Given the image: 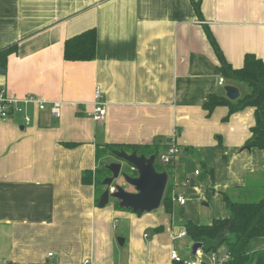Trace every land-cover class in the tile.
<instances>
[{
    "label": "crops",
    "instance_id": "0c3cea01",
    "mask_svg": "<svg viewBox=\"0 0 264 264\" xmlns=\"http://www.w3.org/2000/svg\"><path fill=\"white\" fill-rule=\"evenodd\" d=\"M194 1L199 12L192 0H0V52L14 47L0 56V88L45 101L0 124V264H172L171 252L183 257L172 236L185 222L228 217L223 193L252 201L264 192V153L246 145L254 108L229 115V105H220L208 115L202 106L210 94L224 95L225 84L240 97L250 91L222 75L207 29L233 68L247 53L264 61V0ZM89 29L96 31L95 58L65 60V41ZM96 86L107 104L101 121L91 117ZM53 101L61 102L59 117ZM168 138L179 152L165 169V192L172 186L171 194L184 196L178 186L196 183L201 172L188 166L200 162L209 177L199 185L210 184L209 204L218 208L207 223L185 196L171 212L161 202L138 213L112 198L97 207L98 187L84 184L82 174L99 166L103 145ZM112 156L100 161H119ZM256 238L250 253L264 248Z\"/></svg>",
    "mask_w": 264,
    "mask_h": 264
},
{
    "label": "trees",
    "instance_id": "16d2710c",
    "mask_svg": "<svg viewBox=\"0 0 264 264\" xmlns=\"http://www.w3.org/2000/svg\"><path fill=\"white\" fill-rule=\"evenodd\" d=\"M193 5L199 12V2L194 0ZM208 38L213 45L219 60V69L223 76L230 81H243L250 87L249 93L235 101H231L225 95L212 93L203 103V109L212 113L213 109L220 105H229V115L247 106L254 108L255 124L251 128L252 135L246 145L255 147L264 153V61L256 55L247 53L244 56L243 65L240 68H233L224 58L212 33L207 29ZM14 47L7 48L0 52L1 57H6ZM96 56V31L89 29L81 32L65 41L64 58L67 61H91ZM228 116L225 118L227 119ZM168 138L165 143L157 142L153 145H130V144H105L104 151H97L99 166L92 172L84 171L82 182L84 184L94 183L97 186V198L102 191L100 187L105 175L102 173L107 169L108 162L100 161L103 156L112 155L111 149H124L128 152L138 149L139 153L146 156L154 154L157 158L168 147ZM191 149V148H189ZM189 153L191 151L189 150ZM171 164V163H170ZM165 167L155 168L157 171H165ZM168 170V169H167ZM168 173V172H167ZM210 177L213 178V171L210 170ZM171 187L169 186L162 199V205L167 212L173 210L171 200ZM223 199L228 210V217H219L207 224H198L191 220L185 222L186 234L194 241L203 244L202 250L205 253L220 252L223 247L228 248L227 258L224 264H264V249L250 253L248 245L253 238L264 236V192L256 200L235 201L223 193ZM116 205L118 202L116 200ZM140 213V212H138ZM232 223L229 232L225 228ZM180 264V263H175ZM201 264H212L203 261Z\"/></svg>",
    "mask_w": 264,
    "mask_h": 264
},
{
    "label": "water",
    "instance_id": "95a60500",
    "mask_svg": "<svg viewBox=\"0 0 264 264\" xmlns=\"http://www.w3.org/2000/svg\"><path fill=\"white\" fill-rule=\"evenodd\" d=\"M223 90L225 97L231 101L240 98L239 88L233 84H225ZM111 152L119 161L105 164L110 175L102 181V185L106 188L99 197L97 207L103 208L112 198L117 200L119 208L131 209L134 212H151L159 208L168 181V174L166 171L156 170V156L154 154L146 156L139 153L138 149L130 152L124 149H111ZM118 178L122 179L132 190H127L120 184L114 183ZM110 185H113L114 192H109ZM231 226L232 223L225 228V233L230 231ZM123 241V238H117L120 245L123 244ZM202 246L201 242H194L192 254H195L198 249H202ZM227 254L228 248L223 247L220 255Z\"/></svg>",
    "mask_w": 264,
    "mask_h": 264
},
{
    "label": "built area",
    "instance_id": "2783aa9c",
    "mask_svg": "<svg viewBox=\"0 0 264 264\" xmlns=\"http://www.w3.org/2000/svg\"><path fill=\"white\" fill-rule=\"evenodd\" d=\"M224 83V78H219V84L222 85ZM27 104H33L38 109H43L45 107V101L36 98L34 96H28L26 98H16L14 96H10L6 89L0 88V124L9 120L12 115L16 113H21L24 109V106ZM106 102L104 101V97L99 86H96L93 94V111L91 112V117L96 121H101L106 114ZM60 101H53L50 106V111L53 116H60ZM24 119L29 121L30 118L26 114L24 115ZM179 152V147L173 142L172 139L168 141V147L164 150L159 159L163 164H170L174 158V156ZM133 169V167H132ZM115 189L113 185L109 186V192H114ZM172 202H177L179 204H183L185 202L184 196L171 194ZM186 235V231L182 230L176 235H173L172 238H181ZM221 252V251H220ZM220 252H210V257L206 260L212 264H224L227 258V255L221 256ZM51 255V254H50ZM170 258L172 264L180 263V264H201L204 259H202V253L200 250L196 252L195 259H186L181 257L176 251L171 252Z\"/></svg>",
    "mask_w": 264,
    "mask_h": 264
},
{
    "label": "rangeland",
    "instance_id": "374dc122",
    "mask_svg": "<svg viewBox=\"0 0 264 264\" xmlns=\"http://www.w3.org/2000/svg\"><path fill=\"white\" fill-rule=\"evenodd\" d=\"M112 158H115L114 156H112ZM198 161V160H196ZM196 163V162H195ZM155 165L157 167H165L166 165H162V162H160V159H159V155L157 156V158L155 159ZM195 167V168H194ZM188 168L190 169V172L193 173V171L195 169H197L199 172H201V177L203 178H206V177H209L208 173L204 170V168L201 166V163L200 162H197V165L196 164H192L190 167L188 166ZM187 168V169H188ZM188 174V171L186 172ZM190 177V176H189ZM201 177H199V179H201ZM198 178H196V183L195 184H189V185H184V183H180V185L178 186V192H181L182 194H184L185 198L188 199V202L192 201L194 202V208H195V212H197V210H199V217L200 219L202 220L203 223H207L206 221L209 220L208 218L211 216V214L213 212H215L216 210H218L217 207H214L212 206V204L210 205L209 203H212V197H214L212 195V193H210L207 189V187H210V184L209 182H207V187H206V184L203 185V186H200L199 185V180ZM210 180V178L208 179V181ZM114 183H118L120 184L121 186H123L124 188L128 189V186L127 184H125L123 182L122 179L118 178L114 181ZM177 195V194H175ZM254 199H258V198H254ZM253 199V200H254ZM203 203H207L208 206H205ZM220 204H222V201H220ZM191 205V203H190ZM175 206V209L178 210L179 208V204H176L175 205V202H173V208ZM223 208V206H220L219 207V210L221 211ZM192 216L194 217V215L192 214ZM189 213H185L183 216H182V219L183 220H187L189 219ZM191 219V218H190ZM207 219V220H206ZM176 224V225H175ZM174 224V228L175 230H179L180 229V225L178 222H176ZM182 231V230H181ZM179 231V232H181ZM179 232H176V234H178ZM175 242L174 244L179 247H182V251L180 252L182 254V256L184 258H188V259H195L196 256L194 254H192V245L193 244H189L188 243V239L187 238H181V239H174ZM256 244H258L260 241H264V236L263 237H257L256 239ZM261 249H264L263 246H261ZM210 257V253H204L202 259L204 260H207L208 258Z\"/></svg>",
    "mask_w": 264,
    "mask_h": 264
}]
</instances>
